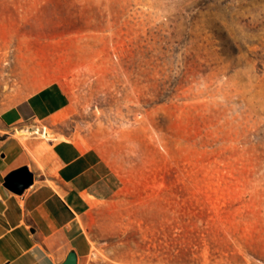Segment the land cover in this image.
<instances>
[{"label": "rangeland", "instance_id": "rangeland-1", "mask_svg": "<svg viewBox=\"0 0 264 264\" xmlns=\"http://www.w3.org/2000/svg\"><path fill=\"white\" fill-rule=\"evenodd\" d=\"M0 16L19 20L0 24V80L24 58L69 96L39 133L136 179L95 205L88 264H264V0H0ZM8 86L0 101L26 97Z\"/></svg>", "mask_w": 264, "mask_h": 264}, {"label": "crops", "instance_id": "crops-1", "mask_svg": "<svg viewBox=\"0 0 264 264\" xmlns=\"http://www.w3.org/2000/svg\"><path fill=\"white\" fill-rule=\"evenodd\" d=\"M4 19L0 16V24L19 22ZM24 23L29 20L22 18ZM22 68L16 78L0 80L9 85L4 95L26 96L15 104L0 101V264H64L69 257L72 264H88L95 205L121 206L124 200L115 196L136 179L123 177L97 150L57 139L56 132L23 138L18 132L61 113L69 96L59 83H45L44 69L30 76L29 60L23 58ZM24 166L33 173V184L17 194L4 180Z\"/></svg>", "mask_w": 264, "mask_h": 264}, {"label": "water", "instance_id": "water-1", "mask_svg": "<svg viewBox=\"0 0 264 264\" xmlns=\"http://www.w3.org/2000/svg\"><path fill=\"white\" fill-rule=\"evenodd\" d=\"M33 184V173L27 166L12 171L4 180V186L17 194H22ZM64 264H72V257H69Z\"/></svg>", "mask_w": 264, "mask_h": 264}, {"label": "bare ground", "instance_id": "bare-ground-1", "mask_svg": "<svg viewBox=\"0 0 264 264\" xmlns=\"http://www.w3.org/2000/svg\"><path fill=\"white\" fill-rule=\"evenodd\" d=\"M20 135H23V138L28 137L30 135L33 134H39L41 137H45L46 136V129H45V133H39V129L38 128H33V129H23L22 131L18 132ZM47 137V136H46Z\"/></svg>", "mask_w": 264, "mask_h": 264}]
</instances>
